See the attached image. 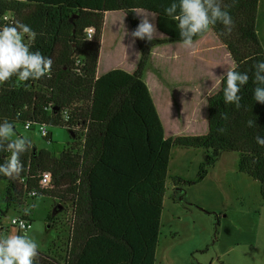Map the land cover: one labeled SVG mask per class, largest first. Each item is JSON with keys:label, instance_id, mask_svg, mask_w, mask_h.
I'll list each match as a JSON object with an SVG mask.
<instances>
[{"label": "trees", "instance_id": "obj_1", "mask_svg": "<svg viewBox=\"0 0 264 264\" xmlns=\"http://www.w3.org/2000/svg\"><path fill=\"white\" fill-rule=\"evenodd\" d=\"M172 0H0L1 16L29 25L35 41L26 38L32 51L53 60L51 77L17 83L16 77L0 85V122L4 119L32 129L34 125H62L71 140L65 144L46 138L50 148L32 147L21 156L24 171L19 179L0 175L5 186V208L21 206L28 198L50 195L54 210L47 216L55 227L68 204L73 222L60 251H39L34 264H156L161 216L173 145L187 148L237 151L239 169L261 184L264 200V104L253 100L254 64L264 60L258 33L261 0H222L233 19L230 34L219 22L212 26L228 47L235 69L250 79L240 90L241 108L225 104L224 76L220 89L208 100L207 133L166 136L165 127L144 75L152 50L176 39H137L141 56L134 72L121 68L98 75L105 15L123 11L134 30L139 19L133 10L165 16ZM85 28L95 33L88 39ZM65 111H70L66 118ZM227 114V119L222 115ZM256 121L248 127V120ZM29 126L28 128L26 126ZM222 130V131H221ZM10 155L0 151V163ZM216 159L209 156L195 180L173 179L180 197L182 185L203 180ZM52 174L53 186L42 189L43 172ZM184 188V187H183ZM36 191L37 195H31ZM30 219L29 215H23ZM32 222V221H31ZM219 221L217 222V225Z\"/></svg>", "mask_w": 264, "mask_h": 264}, {"label": "rangeland", "instance_id": "obj_2", "mask_svg": "<svg viewBox=\"0 0 264 264\" xmlns=\"http://www.w3.org/2000/svg\"><path fill=\"white\" fill-rule=\"evenodd\" d=\"M115 12L111 13L107 20L104 56L106 60L111 58V61H129L138 46L136 41H132L130 32L133 29L124 12ZM258 23L259 36L264 46V0L260 3ZM156 28L157 36H160L161 26ZM157 63L160 64L161 70L158 74L161 76L168 75L167 73L173 70V62L161 59ZM149 76L150 72L147 74V77ZM198 118L200 123L197 121L193 132L187 130L186 125H179L169 130L167 135L170 137L207 133L208 116L205 119V114H201ZM47 129L55 142L65 144L71 140L69 130L65 126L47 125ZM18 136H28L39 149L51 147V140L48 141L42 135L40 125H34L32 129L18 126L12 138ZM209 156L214 157L216 163L200 182L178 187L185 190L183 200H180L173 179L182 177L195 180L201 164ZM240 160L241 155L237 151H208L173 145L156 264H264V200L260 191L261 184L250 174L240 171ZM5 186L1 181L0 211L6 205ZM24 209H28L32 221L28 235L38 244L39 251H60L61 239L66 238L67 229L73 222L72 206L68 204L67 209L60 214L57 225L51 227L47 216L54 210L52 196L40 195L33 199L28 198L21 206L14 204L1 217L3 228L0 230V238L22 234L12 224V219L23 216Z\"/></svg>", "mask_w": 264, "mask_h": 264}, {"label": "clouds", "instance_id": "obj_3", "mask_svg": "<svg viewBox=\"0 0 264 264\" xmlns=\"http://www.w3.org/2000/svg\"><path fill=\"white\" fill-rule=\"evenodd\" d=\"M26 3L27 0H21ZM230 5L222 3V0H172L163 8L165 16L176 21L179 31L180 43L186 49L194 47V37L202 36L218 22L224 26L225 34H230L233 27V19L227 10ZM139 19L136 28L130 32L133 43L137 39L151 42L157 38L158 31L153 23L156 15L132 11ZM151 17V19H150ZM7 17H5V20ZM84 32L88 39H92V32L85 28ZM36 32L27 24L16 21L14 24H4L0 27V85L16 77L17 83L29 80H39L47 76L51 77L53 60L44 56L40 51H32L30 45L25 42L26 38L35 41ZM224 73L223 98L225 104L235 105L236 109L241 108L240 90L249 82L248 72L237 71L234 67L226 65ZM252 75L253 100L264 104V60L254 64ZM217 91V84L214 81L208 88V95L212 96ZM227 119V114L222 115ZM256 121L248 120L247 126L254 127ZM14 124L7 119L0 122V151L10 153L3 163H0V175L10 180L19 179L24 171L21 156L33 147V141L28 136H18L13 139ZM222 131V130H221ZM256 142L264 147V137L257 136ZM45 176L41 186H46ZM31 195H37L35 191ZM28 215V209H24ZM22 234H12L0 238V264H34L39 256V246L32 239L28 232L31 226L23 220L19 222Z\"/></svg>", "mask_w": 264, "mask_h": 264}, {"label": "crops", "instance_id": "obj_4", "mask_svg": "<svg viewBox=\"0 0 264 264\" xmlns=\"http://www.w3.org/2000/svg\"><path fill=\"white\" fill-rule=\"evenodd\" d=\"M137 11L156 15L154 23L156 26H161V35L157 36V38L176 39L163 45L156 46L152 50L150 62L144 75L165 127L166 136L169 137L167 132L179 125H186L187 130L193 132L192 130H194L197 121L200 123L198 115L205 114V119L206 116H208V100L211 97L208 95V88H210L215 81L218 91L227 68L226 65L235 67V61L228 47L219 38L212 27L202 36L194 37V47L186 50L180 43L176 21L144 9H138ZM111 13L116 12L109 11L105 15L102 47L98 66L99 76L109 70L120 67L126 71L134 72L141 56L137 44V52L135 51L134 55L130 58L132 60L111 61V58L108 60L105 59V53L103 51L105 48H103V45L106 26L108 24L107 20L110 18ZM260 19L261 17H259V20ZM113 45H115V43ZM113 45H111V47ZM167 49L170 51L167 52ZM161 59L173 62V70L176 68L174 72L170 70L171 72L167 73L168 75H159L158 73L161 68L160 64L157 62L161 61ZM170 67L169 65V68ZM149 72L150 76L147 77ZM169 116H174V118L170 119Z\"/></svg>", "mask_w": 264, "mask_h": 264}, {"label": "built area", "instance_id": "obj_5", "mask_svg": "<svg viewBox=\"0 0 264 264\" xmlns=\"http://www.w3.org/2000/svg\"><path fill=\"white\" fill-rule=\"evenodd\" d=\"M1 17H2L1 20L4 22V24H13V22L15 21V16H14L13 14H5V15H2ZM5 17H7L6 20H5ZM89 29L91 30V32H92V37H93L95 31H94L93 28H89ZM87 37H88V36H87ZM65 115H66V118H69V116H70V111H65ZM26 127L28 128L29 126L27 125ZM40 132H41L42 135L45 136V137H47V136L50 134V132H49L48 129H47V126H46V125H42V124L40 125ZM45 176H47L48 179H47V181H45L46 186H43V187H42V186H41V182L44 181ZM39 184H40V187H41L42 189H46V188H50V187H52V186H53V179H52V174H51V172H49V171L43 172V174L41 175V178H40ZM32 192H33V191H32ZM35 192H36V191H35ZM36 193H37V192H36ZM21 220H23V221L25 222L26 226H27V225H30L31 228H32V222H31L29 219H27L26 217H24V216L13 217V219H12V224H13L14 226H16V227L18 228L19 231H21L20 228H19V222H20Z\"/></svg>", "mask_w": 264, "mask_h": 264}, {"label": "water", "instance_id": "obj_6", "mask_svg": "<svg viewBox=\"0 0 264 264\" xmlns=\"http://www.w3.org/2000/svg\"><path fill=\"white\" fill-rule=\"evenodd\" d=\"M33 148L36 151V146H34ZM180 200H183V197H180Z\"/></svg>", "mask_w": 264, "mask_h": 264}]
</instances>
